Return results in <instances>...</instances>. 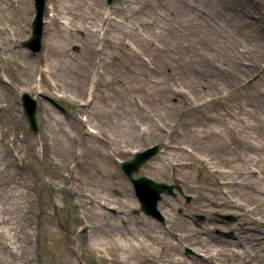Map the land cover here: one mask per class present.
Here are the masks:
<instances>
[{
  "label": "rangeland",
  "instance_id": "obj_1",
  "mask_svg": "<svg viewBox=\"0 0 264 264\" xmlns=\"http://www.w3.org/2000/svg\"><path fill=\"white\" fill-rule=\"evenodd\" d=\"M33 2L0 0V264H264V0H45L36 53ZM155 143L165 223L119 167Z\"/></svg>",
  "mask_w": 264,
  "mask_h": 264
},
{
  "label": "water",
  "instance_id": "obj_2",
  "mask_svg": "<svg viewBox=\"0 0 264 264\" xmlns=\"http://www.w3.org/2000/svg\"><path fill=\"white\" fill-rule=\"evenodd\" d=\"M44 1L45 0H34L35 16L31 21V34L29 38L23 41V43L33 52H36L40 49ZM110 1L111 0H107L108 3ZM21 106L22 112L28 122L30 130L36 132L38 128L37 100L29 93L22 92ZM157 150L158 145H153L141 151H137L134 153L131 159L122 161L120 166L133 185L135 194L140 203V210L162 220L163 215L157 208V202L162 197V193H173V187L175 185L172 183H166L164 181H155L146 175H140L137 177L133 176V173L138 171L140 165L157 153ZM177 188L180 190L179 186H177ZM114 192L117 193L116 189ZM137 211L138 210H136V212ZM218 215L229 220L235 219V216L229 214Z\"/></svg>",
  "mask_w": 264,
  "mask_h": 264
},
{
  "label": "bare ground",
  "instance_id": "obj_3",
  "mask_svg": "<svg viewBox=\"0 0 264 264\" xmlns=\"http://www.w3.org/2000/svg\"><path fill=\"white\" fill-rule=\"evenodd\" d=\"M51 6H49V9H50V11H53L54 10V8H53V5H52V0H51ZM0 5H1V3H0ZM51 18H54V14L52 13V15H51ZM44 22H46V20H44ZM47 31H48V29H46V27L44 26V33H43V36H44V34H46L47 33ZM49 44V46L52 44V43H48ZM1 47V46H0ZM10 50H12L11 48H5V47H3L2 48V53H5L6 51H10ZM44 69H46V68H44ZM214 264H226V263H224V262H222V263H220V262H217V263H214Z\"/></svg>",
  "mask_w": 264,
  "mask_h": 264
},
{
  "label": "flooded vegetation",
  "instance_id": "obj_4",
  "mask_svg": "<svg viewBox=\"0 0 264 264\" xmlns=\"http://www.w3.org/2000/svg\"><path fill=\"white\" fill-rule=\"evenodd\" d=\"M185 199V198H184ZM186 200V199H185ZM191 200V198L188 200V201H190ZM187 201V200H186ZM198 212H191V213H189V214H187L190 218H195L196 217V214H197ZM199 213H202V212H199ZM205 217H203V219H204ZM230 235H233V231L231 230L230 231V233L227 235V236H230Z\"/></svg>",
  "mask_w": 264,
  "mask_h": 264
}]
</instances>
